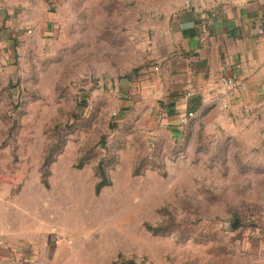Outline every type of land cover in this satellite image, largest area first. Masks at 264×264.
<instances>
[{"label": "rangeland", "instance_id": "obj_1", "mask_svg": "<svg viewBox=\"0 0 264 264\" xmlns=\"http://www.w3.org/2000/svg\"><path fill=\"white\" fill-rule=\"evenodd\" d=\"M184 2L0 17V207L79 264H264V101L181 124L149 87Z\"/></svg>", "mask_w": 264, "mask_h": 264}, {"label": "crops", "instance_id": "obj_2", "mask_svg": "<svg viewBox=\"0 0 264 264\" xmlns=\"http://www.w3.org/2000/svg\"><path fill=\"white\" fill-rule=\"evenodd\" d=\"M186 1L158 38V72L148 86L155 87L158 97L175 102L179 115L220 101L219 106L225 103L239 114L255 100L264 101V35L259 34L264 29V0H194L191 6ZM51 2L0 0V17L8 24L19 20L18 27L35 25L40 6L46 14ZM233 76L246 87L236 95L221 83ZM197 99L202 104L193 109ZM3 210L0 207V264H79L77 253L66 246L47 245L44 228L31 233L23 227L22 216L11 221ZM82 259L87 264L86 256Z\"/></svg>", "mask_w": 264, "mask_h": 264}, {"label": "built area", "instance_id": "obj_3", "mask_svg": "<svg viewBox=\"0 0 264 264\" xmlns=\"http://www.w3.org/2000/svg\"><path fill=\"white\" fill-rule=\"evenodd\" d=\"M193 1L194 0H187L186 5L191 6ZM259 34L264 35V29H260ZM221 83L225 86L226 91L232 95L238 94L241 90H244V91L246 90V87L244 86V84L242 82H240L236 76H233L231 78H222ZM190 96L191 95L188 94V97H190ZM227 109H228V105L225 103H223L220 106L221 111H225ZM194 114H195L194 112H187V113L181 114L179 116L180 123L181 124H187L194 117Z\"/></svg>", "mask_w": 264, "mask_h": 264}, {"label": "trees", "instance_id": "obj_4", "mask_svg": "<svg viewBox=\"0 0 264 264\" xmlns=\"http://www.w3.org/2000/svg\"><path fill=\"white\" fill-rule=\"evenodd\" d=\"M136 71H134L135 73ZM127 78H130V76H128ZM201 101L200 100H195L193 101V104H192V107L193 109H198L200 106H201ZM103 186V184H100L98 187H97V192L100 191L101 187Z\"/></svg>", "mask_w": 264, "mask_h": 264}]
</instances>
